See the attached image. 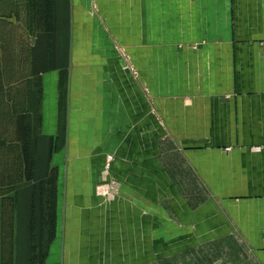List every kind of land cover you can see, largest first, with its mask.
I'll use <instances>...</instances> for the list:
<instances>
[{
    "label": "crops",
    "instance_id": "0c3cea01",
    "mask_svg": "<svg viewBox=\"0 0 264 264\" xmlns=\"http://www.w3.org/2000/svg\"><path fill=\"white\" fill-rule=\"evenodd\" d=\"M24 19L42 148L0 192V264H144L230 235L264 264V0H0L5 27Z\"/></svg>",
    "mask_w": 264,
    "mask_h": 264
},
{
    "label": "rangeland",
    "instance_id": "374dc122",
    "mask_svg": "<svg viewBox=\"0 0 264 264\" xmlns=\"http://www.w3.org/2000/svg\"><path fill=\"white\" fill-rule=\"evenodd\" d=\"M26 24L24 19L19 28L11 29L0 21V192L13 188L23 180L35 178L37 153L42 148L37 138L41 129V119L37 116V112H41L37 104L39 98L30 91V86H36L38 79L36 81L30 75ZM62 136L57 123V131L52 135L48 155L43 161L46 165L51 161L53 165L44 176L49 195L55 194L60 179L61 162L58 155L63 145ZM196 190L199 195L202 189ZM144 264L258 263L245 237L230 235Z\"/></svg>",
    "mask_w": 264,
    "mask_h": 264
},
{
    "label": "built area",
    "instance_id": "2783aa9c",
    "mask_svg": "<svg viewBox=\"0 0 264 264\" xmlns=\"http://www.w3.org/2000/svg\"><path fill=\"white\" fill-rule=\"evenodd\" d=\"M110 157H111V156H109L108 158L110 159ZM109 159H108V160H109Z\"/></svg>",
    "mask_w": 264,
    "mask_h": 264
}]
</instances>
